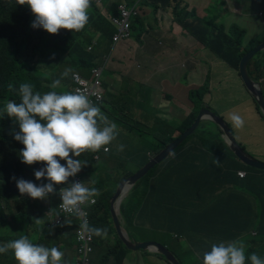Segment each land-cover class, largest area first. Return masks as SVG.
Returning a JSON list of instances; mask_svg holds the SVG:
<instances>
[{
	"label": "crops",
	"instance_id": "0c3cea01",
	"mask_svg": "<svg viewBox=\"0 0 264 264\" xmlns=\"http://www.w3.org/2000/svg\"><path fill=\"white\" fill-rule=\"evenodd\" d=\"M214 1L195 0L192 3V10L195 9L198 13L201 9L204 12L201 16L215 19L219 25L224 27V30L231 31L234 29L233 32H239L236 37L252 39L260 34L262 25L259 21L263 22L264 20L262 18L264 0H219L226 6L227 14L225 16H221L220 12H212L211 14L206 12L213 7ZM113 3L114 0H101L99 3L101 5L100 13L109 21L111 15L107 13V9ZM127 4L141 7V16H144L145 5H140V0L128 1ZM182 4L190 5L189 0H183ZM231 6L241 7V12L232 11ZM174 7H176L175 0H172L170 7L160 8L156 11L157 16L153 22L144 24L140 28L137 24L136 27H133L132 36L129 39L121 40L115 45L110 46V35L108 34L103 35V37L97 34L93 37H100L103 41L101 43V55L94 65L101 63L104 55H110V59L107 60L106 67L102 72L105 90L114 100L123 102L131 110L137 111L139 120L145 121L149 117L158 116L163 118L170 127L178 129L183 121L191 115L190 89L206 84L209 80L210 67L213 66L217 78L210 79L206 84L208 89L203 98L207 107L211 109L210 103L214 93L228 90L248 105L247 115L252 122L260 123L263 121V113L260 111L253 94L246 88L239 70L235 68L230 72L232 68L225 61L216 57L187 31L186 34L182 33L173 16ZM148 10L151 15L154 14L150 6ZM219 18L224 22L219 21ZM111 28L116 30L112 23ZM97 44L98 40L93 39L92 43L88 45L90 49L88 47L87 49L96 48L95 45ZM111 49L113 50L111 51ZM61 64L59 63V65ZM66 69L56 71L61 80L60 86L56 89L58 92L72 91L71 75L73 72L71 71L67 77L61 75ZM234 73L237 74V78H234ZM259 82L263 88L264 78H261ZM137 84L138 87L134 88ZM43 86L49 87V84H43ZM128 87H131V92L126 94ZM37 89L44 93L39 87ZM50 89L51 87L48 90ZM118 94L126 95L119 96ZM141 101L144 105L142 109L138 105ZM16 102H19V97ZM6 103L4 102L3 106ZM209 122L211 121L202 120L200 124L208 125ZM9 123L18 127L16 121L10 120ZM118 130L119 135L108 146L109 151L105 153L101 149L98 153L100 156H104V162L108 156L110 157L109 161L115 163L114 166L110 167L118 166L123 176L126 174L131 176L153 156L147 145L143 144L134 134L128 133L120 127ZM175 135L179 136L180 134L177 132ZM222 139L229 147L224 135ZM236 142L242 148L240 143ZM118 144L125 145L124 150L119 153L116 151ZM227 150L233 152L230 147ZM227 150L221 152L217 148L207 149L204 147V142L196 136L187 140L178 153H174L170 156L171 158L168 157L155 167L156 171L148 176L147 181L144 183L138 181L129 190L126 200L129 199L127 211L131 223L129 222V225L120 220L123 229L125 230L128 226L129 231L130 228H134L140 223H147L149 227L156 225L162 233H165L161 236L163 242L158 243L168 249L167 243L170 239L179 240L185 237L191 243L192 240L187 238L188 231H191L194 239H201L206 236L208 231L209 236L205 238L206 243L200 241V251L196 253L193 248L190 250L194 254L200 255L202 253L203 256V253L209 250L212 244L207 245L210 241L215 240L213 243L228 242L227 239H229L230 228L233 227V223H238L239 227L243 228L248 225L251 217L258 215L260 218L262 216L260 205L264 200V173L256 174L253 182L244 180L247 178L249 166L242 163L237 157H232L229 152H226ZM20 151V148L16 149L18 161H21ZM93 153L85 152L80 157L73 158L90 161ZM215 159L220 161L218 169L213 162ZM261 161L264 162V160ZM239 171L245 172V176L240 177ZM27 181L30 180L27 179ZM99 182L102 185L101 189L98 187L100 192L102 190L111 194V211H115L118 204L113 203L115 193H112L111 183L107 179L101 178H99ZM255 183L259 184L256 185ZM66 185L56 186L64 187ZM249 189L250 193H248ZM31 199L33 200V198ZM13 200L2 204L5 209V216L10 221L2 231L13 230L15 234L12 237L14 238L21 234L23 226L19 222L13 223L10 220V213H18V208L13 204ZM49 209L51 206L47 203L44 204L42 211ZM61 226H46L41 231L45 229L51 231L52 234L49 237L51 238ZM248 234L254 235L255 232L245 228L237 234V237H244ZM61 237L63 238H59L60 243L57 244L53 239L49 247L55 246L63 250L65 252L64 260L69 264V256L74 257V260L76 257L74 235L72 237L65 234ZM131 237L136 240L135 236ZM147 241L153 240H136L135 242ZM5 243L6 241L0 245ZM176 248L175 252L169 249L174 256L184 253V250L185 252L189 250L182 243H178ZM142 254L144 253L142 252ZM102 255V252L98 253L97 260ZM10 256L14 257L11 251ZM128 258L129 260L132 259L130 255ZM187 259L194 261L192 256ZM129 260L126 262H130ZM9 264H17V262L16 260L13 262L12 259Z\"/></svg>",
	"mask_w": 264,
	"mask_h": 264
},
{
	"label": "trees",
	"instance_id": "16d2710c",
	"mask_svg": "<svg viewBox=\"0 0 264 264\" xmlns=\"http://www.w3.org/2000/svg\"><path fill=\"white\" fill-rule=\"evenodd\" d=\"M119 2L120 0H114L112 6L107 9L109 15L119 14ZM145 2L151 7L154 13L160 8L166 9L172 5V0H146ZM173 11L175 21L183 29L216 57L225 61L231 67H238L243 54L264 41V27H262V31L258 36L252 39H245L243 37H236L239 35V32H233L234 29H232L233 31L224 30V27L219 25L213 18L199 16L196 11L191 14L186 7L180 10L174 7ZM100 12L101 5L96 0H91V7L89 9L90 19L83 30L72 32L71 30L60 29L58 34H49L42 28L31 27L34 15L27 5L21 6L16 3V0H0V110L3 109L4 102H8L9 100L16 101L19 97L16 91L12 92L8 90L7 86L9 83L13 84L14 88L19 87L21 83H30L34 86V91L41 92L37 87L44 81L43 79H60L56 74V69L49 76H39V70L45 66H41L40 64L38 67L34 66L36 63H40L39 60L45 61L48 53L53 55L50 56L51 62L47 63L46 66L55 68L60 66L59 63H62L61 65L67 63L71 71L79 72L83 76H89L91 68L97 62L102 52V38H93L94 36L97 34H100L101 37L106 34L110 35V45H115L117 42L131 37L119 39L114 43L113 35L116 30L111 28L109 19ZM262 18H264V8ZM142 22H144V16H137L133 21V27H136L137 24H141ZM93 39H97L98 44L95 45L96 48L88 50L87 47L92 43ZM54 60L57 61L55 66L53 65ZM247 70L250 77L255 81L264 78L261 62L259 61L256 62L251 59L247 64ZM207 89L206 84L190 89L189 104L192 110L191 115L183 121L178 129L170 127L163 118L158 116L149 117L145 121L139 120L137 118V111L131 110L123 102L114 100L107 91L104 100L98 106L110 121L117 124V127L134 134L143 144L147 145L152 156H154L178 137L175 135L177 132L181 134L192 125L201 108H209L203 98ZM130 92L131 87H128L125 93L128 94ZM126 94L118 95L124 96ZM138 105L142 109L144 107L143 101L139 102ZM126 116H130L133 119V124L127 123L124 120ZM262 116L264 118L263 114ZM10 120L15 121L6 114H0V243L5 241L7 243L13 239L9 234V232L14 233L13 230L7 229V232L2 231L10 222L5 216V209L2 204L14 198L13 204L17 206L18 213H10V220L13 223L19 222L23 228L30 224L31 229L37 231V236L34 237L35 243L49 247V242L53 239H55V242L57 240L60 243L59 238H63L61 237L62 235L68 234L72 237L74 235V243L76 244L75 230L78 224L74 220H65L62 226L59 227L58 232L51 238H49L52 234L51 231H48V229L41 231L45 227L42 222L47 213V211H42V208L44 204L48 203L52 210H56L58 206V194L56 191L51 196L48 195L44 200H32L27 194L22 195L19 193L16 187V180L12 179V177L16 179H29L33 183L35 181L33 175L24 173V169L28 168V166L22 161L17 160L16 149L20 148L22 150L24 145L13 138L14 134L19 131V127L10 124ZM137 128L138 130H136ZM195 136L204 142V147L207 149L217 148L221 152L229 149L222 139L223 131L212 121L208 125L200 124L194 134L189 136L184 143ZM184 143L177 148L174 152L175 154L181 150ZM226 152L234 156L230 150ZM109 159L110 157L108 156L104 162V156H100L97 161H88L87 166L83 167V173L88 177L90 184L91 181H95L94 186L96 188L99 187V189L102 186L99 178L107 179L111 183L112 193L114 194L119 183L129 177L130 174L123 176L118 166L110 167L108 165ZM34 165L43 167L44 163L39 162L34 163ZM219 166L215 165L217 169ZM262 173L264 171L249 167L247 170V178H244V180L253 182L256 174ZM112 175H114L113 180H111ZM47 182L46 178H41L35 184L40 185ZM255 184L258 185L259 183ZM57 187L55 185V188ZM248 193H250V189ZM96 199V204L89 210L90 226L107 228V236L113 234L114 239H105L94 235L92 263L126 264L131 251L124 245L113 224V216L110 210L111 194L101 190V195ZM128 204L129 199L121 204L120 212L124 221L130 225V216L127 211ZM260 210L262 216L260 218L258 215L251 217L246 227L241 228L238 223H233V227L230 228L229 239L227 240L242 239L246 244V255L255 252L259 256L264 257V200L261 202ZM36 219L40 220V224L36 223ZM127 228H125V231H127L129 239L135 242L136 240L130 236ZM245 228L251 229L255 234L237 237V234ZM206 233V236L201 239H194L191 231L187 232V238L192 240L191 245L194 252L198 253L200 251V241L206 243L205 238L209 236L208 231ZM112 240L113 243L110 245V241ZM213 242L215 240L210 241L207 245ZM176 247H178V244H176ZM10 251L0 254V264H9L12 262V259L13 262L15 261V258L10 256ZM101 252L103 255L97 260V254ZM142 252L144 255L162 257L158 253ZM188 252L189 250L186 252L184 250L182 254H175L180 264H191V261L185 256ZM200 256H202V253H200ZM164 264L170 263L165 259ZM247 264H250V261Z\"/></svg>",
	"mask_w": 264,
	"mask_h": 264
},
{
	"label": "clouds",
	"instance_id": "9594fccd",
	"mask_svg": "<svg viewBox=\"0 0 264 264\" xmlns=\"http://www.w3.org/2000/svg\"><path fill=\"white\" fill-rule=\"evenodd\" d=\"M16 3L27 5L31 10L34 15L31 27L42 28L49 34H58L60 29L79 32L90 19L91 0H16ZM70 72L71 69H66L61 75L67 77ZM60 84L61 80L55 79L50 87L57 89ZM7 87L9 91H16L11 83ZM18 94L19 102L9 100L0 114H6L18 124L19 131L13 138L24 145L19 153L21 161L27 165L44 162L43 167L34 171V176L36 180L46 178L48 182L37 185L22 178L12 179L16 180L20 194L44 200L48 194L55 193V185H68L70 177L78 172L84 179L81 169L87 166L88 161L73 157H80L85 152H98L101 148L109 151L108 146L117 139L119 130L117 124L79 90L41 93L34 91L32 84L21 83ZM229 119L237 129L243 128L245 121L241 115L230 113ZM124 148L123 144L116 145L117 153ZM61 160L65 163L62 164ZM213 162L219 166V160ZM84 182L74 181L60 191V206L65 212L79 215L81 205L95 203L101 195L94 186L95 181H91L92 186ZM36 223L40 224V220L36 219ZM81 229L107 238V228L90 226L86 219ZM9 250L17 264H66L64 253L57 247L34 243L27 235L0 245V254ZM248 261L250 264H264V257L255 252L246 255V244L242 239L212 243L202 256V264H247Z\"/></svg>",
	"mask_w": 264,
	"mask_h": 264
},
{
	"label": "rangeland",
	"instance_id": "374dc122",
	"mask_svg": "<svg viewBox=\"0 0 264 264\" xmlns=\"http://www.w3.org/2000/svg\"><path fill=\"white\" fill-rule=\"evenodd\" d=\"M128 1H132L133 2L134 0H120V3H123V2L127 3ZM143 1L140 0V5L141 4L145 5L144 8H145L146 12L144 13V22H142L141 24L137 25L139 28L142 27L144 24L147 25L148 23L153 22L155 20V17L157 16V12H155L153 15L150 14V12L148 10L149 6L145 2L146 0H143ZM194 1L195 0H189L190 5L185 6L184 4H182L183 0H175L176 9L180 10L181 8L186 7L192 14V13H194L196 11L195 9L192 10V7H193L192 3ZM214 2H215V4L213 5V7H211L210 10H207L206 12L208 14H211L212 12H215V13L216 12H220L221 16H225L227 14L226 6L224 4H222L219 0H215ZM232 8H233V6H231V9ZM240 10L241 9L239 8L238 11H240ZM203 14H204V12L201 9H199L198 15L201 16ZM218 20L224 22V20H222L220 18ZM259 22L262 25L261 27H264V23L261 22V21H259ZM176 24H179V23L176 21ZM179 26H180V30L182 31V33L186 34V30L185 29L182 30V26L180 24H179ZM171 27H172V25H171ZM110 46H112V45H110ZM112 50L113 49H111V51ZM262 51H263L262 53L260 51L261 54H258L257 56H255L253 58V61L261 62V69H262V72L264 73V50H262ZM51 55H53V54L48 53L47 54V59L45 61L39 60L40 63H36L34 65V66H37V67H38L39 64L41 66H45V67H43V68H41L39 70V74H40L39 76H49V75H51L53 73V70H55V69H56L55 71H59V70L65 69V68L69 69V66L67 65V63H65L63 65H60L57 68H54V67L51 68L50 66H46L47 63L51 62V59H50ZM103 57H104V60H109L110 59V55H104ZM56 63H57V61L54 60L53 65L55 66ZM47 67H49V68H47ZM231 68L232 69H231L230 72H232L233 69H235V68L239 69V67H231ZM235 77L237 78V74L234 73V78ZM208 78H209V80H207V82L210 81V79H212V78H217V74L215 73L213 66L210 67V73H209ZM103 79H104V76H103ZM43 80L44 81L40 85H38V87L40 89H42L44 92H47V91H50V90L58 91L56 89L48 90L50 88V85H51L52 81L55 80V79H43ZM207 82H206V84H207ZM43 84H49V87L43 86ZM262 84H263L262 92H263V96H264V83H262ZM137 87H138V84L136 86H134V88H137ZM15 89H16V92L18 93L19 87L17 86V87H15ZM210 108H211V110L214 113H217V115H220V116L222 115L221 117L230 126V129L232 131V134H233L235 140L240 143V145L242 146V148L244 149V151H245V153L247 155H249L250 157H252L253 159H255L257 161L264 160V119L260 123L252 122L248 118V115H247L248 105L244 104V102L239 100L235 96L234 93H232L231 91H228V90H225V91H222V92H218V93H214L213 97H212V100H211V103H210ZM230 113H237V114L241 115L244 118L245 123H244L243 128L237 129L236 127L233 126L232 121L229 119ZM124 120L127 123L133 124V119L130 116L124 117ZM136 130H138V128ZM232 157L236 158L235 154ZM83 159H84V157H83ZM60 162L62 164L65 163V161H63V160H61ZM108 165L109 166H114L115 163L109 161ZM27 166H28V168L24 169V171H25L24 173H29V174L33 175L34 181L36 183L38 180H36V178L34 176V171L39 170V168H41V167H38V166H36L34 164L27 165ZM155 171H156V168L153 169L148 174V176L150 174H152L153 172H155ZM148 176L145 177L144 179H142L141 183H144L145 181H147ZM113 178H114V175L112 176V180H113ZM84 179H85V184L91 186L88 177L84 175ZM119 186H118V188H119ZM112 191H113V189H112ZM128 193H129V191H127L125 193L121 204L126 201ZM19 206L21 207V205H19ZM118 208L119 207H117L114 212L117 215L118 219L123 222L124 219L122 217L120 209H118ZM110 210H111V208H110ZM150 230H152V231H150ZM128 232H129L130 236H135L136 240H141V241L153 240V241H147V242H156V243L163 242V240L161 239V236H162V234H165V233H162V231H160V229H158L156 227V225L153 226V227H149V226H147V223H140L138 226H135L134 228H130V230ZM9 234L12 237L15 233L9 232ZM34 234H35V236H37L36 235L37 231L33 232V230L30 227V224H28L27 226H25L22 229L21 234L16 236V237H14L12 240L17 239L20 236L27 235L34 242ZM109 238L114 239L113 234L112 235H108L107 239H109ZM51 242H49V245H50ZM56 243L58 244L59 242L56 240ZM112 243H113V240L110 241V245H112ZM178 243H182V245L184 247L189 249L188 254L185 255L187 258H189L190 256L194 257V261L190 260L191 264H202L201 256L198 255V254H194L192 251H190V250H192L191 243L189 241H187V239L185 237H182L179 240L170 239V241H169V243H167V245H168V247H169V249L171 251L175 252L176 249H177L176 248V244H178ZM59 250L62 251L64 253V255H65V252L63 250H61V249H59ZM129 255L131 256L132 259L129 260L130 262H126V264H164L165 263V257L162 254H161V256H162L161 258L152 257V256L145 257V255L142 254V252H139V251H136V252L132 251V252H130ZM63 259H64V257H63ZM68 262H69V264H73L74 257L69 256V261ZM66 264H68V263L66 262Z\"/></svg>",
	"mask_w": 264,
	"mask_h": 264
},
{
	"label": "water",
	"instance_id": "95a60500",
	"mask_svg": "<svg viewBox=\"0 0 264 264\" xmlns=\"http://www.w3.org/2000/svg\"><path fill=\"white\" fill-rule=\"evenodd\" d=\"M264 50V41L257 44L255 47L249 49L243 54V57L241 58L239 62V74L246 86V88L253 94L257 104L259 105V108L261 112L264 115V96L262 92V87L259 81L253 80L247 70V64L248 62L253 59L258 54H261ZM202 120H208L214 122L221 131H223V135L227 138V143L229 144V147L235 154V156L244 164H246L249 167L263 170L264 171V163L257 161L247 155L245 151L238 145L236 142L234 136L231 133V130L228 126V124L224 121V119L214 113L209 108H201L198 112V115L195 119V121L192 123L190 127L185 129L176 139H174L172 142L167 144L163 150H161L159 153L154 155L144 166H142L136 173L133 175L127 177L119 186V188L116 190L114 197H113V203H117L119 207V204L121 205L122 198L124 196V193L129 191L138 181H140L142 178H144L153 168H155L158 164L162 163L164 160H166L168 157L172 156L174 152L177 150V148L184 143V141L191 135L194 134L196 129L199 127ZM114 203V204H115ZM120 208V207H119ZM118 208V209H119ZM113 216V224L116 228V232L118 236L121 238L124 245L132 251H150L155 252L158 254H162L165 259L170 264H180V262L177 260V258L169 251L167 247H165L162 244L156 243V242H133L129 239L126 231L121 226V222L118 219L117 215L114 211H112Z\"/></svg>",
	"mask_w": 264,
	"mask_h": 264
},
{
	"label": "built area",
	"instance_id": "2783aa9c",
	"mask_svg": "<svg viewBox=\"0 0 264 264\" xmlns=\"http://www.w3.org/2000/svg\"><path fill=\"white\" fill-rule=\"evenodd\" d=\"M98 3L101 0H96ZM241 9L239 6H233L231 9L234 12H241L238 9ZM137 5H128L127 3L123 2L118 5V15H112L110 17V22L116 27V31L113 35L114 43L117 42L119 39L122 38H129L132 36V29H133V21L137 18V16H141L142 9ZM90 49V46L88 47ZM107 64V60H104L99 64L94 65L91 68V72L89 76H83L78 72H73L71 75V81L73 83L72 91H81L84 92L89 98L97 105H99L105 97V87L103 84L102 79V72ZM103 152V148H101ZM108 152V151H107ZM106 153V152H105ZM100 155L98 152H94L91 156L90 162L99 160ZM83 170V168L81 169ZM80 170V171H81ZM238 175L240 177L245 176V172L239 171ZM74 181L84 182L83 177L79 174V172L70 177L69 183L67 186ZM85 183V182H84ZM65 187L55 188V191L58 194V203L56 210L49 209L47 210L46 215L43 218V225L46 226H57L62 225L65 220H74L77 222L78 227L75 230V237H76V244H75V252L76 257L74 260V264H93L92 263V254L94 251V235L90 233H85L81 229L82 222L86 219L88 224L90 225V208L93 207L97 199H95V203L88 202L80 206V214L74 215L68 212H65L61 206V198H60V191ZM49 195H52L50 193Z\"/></svg>",
	"mask_w": 264,
	"mask_h": 264
},
{
	"label": "flooded vegetation",
	"instance_id": "af4514ba",
	"mask_svg": "<svg viewBox=\"0 0 264 264\" xmlns=\"http://www.w3.org/2000/svg\"><path fill=\"white\" fill-rule=\"evenodd\" d=\"M259 161H261V160H259ZM261 162H263V161H261ZM264 163V162H263ZM261 171H263V170H261Z\"/></svg>",
	"mask_w": 264,
	"mask_h": 264
},
{
	"label": "bare ground",
	"instance_id": "6f19581e",
	"mask_svg": "<svg viewBox=\"0 0 264 264\" xmlns=\"http://www.w3.org/2000/svg\"><path fill=\"white\" fill-rule=\"evenodd\" d=\"M127 195V194H126Z\"/></svg>",
	"mask_w": 264,
	"mask_h": 264
}]
</instances>
